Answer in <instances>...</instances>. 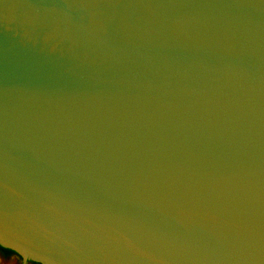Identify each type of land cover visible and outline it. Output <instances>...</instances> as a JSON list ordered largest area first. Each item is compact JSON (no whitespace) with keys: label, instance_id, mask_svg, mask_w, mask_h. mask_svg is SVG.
<instances>
[{"label":"water","instance_id":"1","mask_svg":"<svg viewBox=\"0 0 264 264\" xmlns=\"http://www.w3.org/2000/svg\"><path fill=\"white\" fill-rule=\"evenodd\" d=\"M0 247L264 264V0H0Z\"/></svg>","mask_w":264,"mask_h":264},{"label":"flooded vegetation","instance_id":"2","mask_svg":"<svg viewBox=\"0 0 264 264\" xmlns=\"http://www.w3.org/2000/svg\"><path fill=\"white\" fill-rule=\"evenodd\" d=\"M1 248V247H0ZM0 253L5 256V257H9V256H15L18 260H20V264L21 262H23V260L17 255L15 254L14 252L10 251V250H7V249H3L1 248L0 249ZM23 264H37L35 262H32V261H26V262H23Z\"/></svg>","mask_w":264,"mask_h":264},{"label":"rangeland","instance_id":"3","mask_svg":"<svg viewBox=\"0 0 264 264\" xmlns=\"http://www.w3.org/2000/svg\"><path fill=\"white\" fill-rule=\"evenodd\" d=\"M0 258L3 259L4 264H10V262L11 264H20V260H18L15 256L5 257L0 253Z\"/></svg>","mask_w":264,"mask_h":264},{"label":"clouds","instance_id":"4","mask_svg":"<svg viewBox=\"0 0 264 264\" xmlns=\"http://www.w3.org/2000/svg\"><path fill=\"white\" fill-rule=\"evenodd\" d=\"M0 264H4V261L2 258H0ZM10 264H11V262H10Z\"/></svg>","mask_w":264,"mask_h":264},{"label":"snow or ice","instance_id":"5","mask_svg":"<svg viewBox=\"0 0 264 264\" xmlns=\"http://www.w3.org/2000/svg\"><path fill=\"white\" fill-rule=\"evenodd\" d=\"M21 264H23V262H21Z\"/></svg>","mask_w":264,"mask_h":264},{"label":"trees","instance_id":"6","mask_svg":"<svg viewBox=\"0 0 264 264\" xmlns=\"http://www.w3.org/2000/svg\"><path fill=\"white\" fill-rule=\"evenodd\" d=\"M1 249V248H0Z\"/></svg>","mask_w":264,"mask_h":264}]
</instances>
